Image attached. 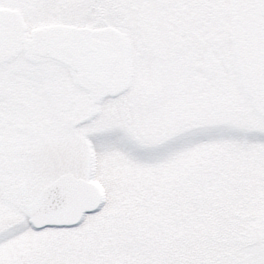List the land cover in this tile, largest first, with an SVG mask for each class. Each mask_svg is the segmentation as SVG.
<instances>
[{
	"label": "snow or ice",
	"instance_id": "1",
	"mask_svg": "<svg viewBox=\"0 0 264 264\" xmlns=\"http://www.w3.org/2000/svg\"><path fill=\"white\" fill-rule=\"evenodd\" d=\"M0 264H264V0H0Z\"/></svg>",
	"mask_w": 264,
	"mask_h": 264
}]
</instances>
